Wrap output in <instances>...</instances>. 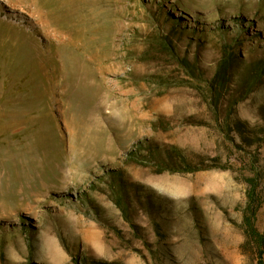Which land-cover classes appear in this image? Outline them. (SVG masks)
Returning <instances> with one entry per match:
<instances>
[{"label":"rangeland","instance_id":"1","mask_svg":"<svg viewBox=\"0 0 264 264\" xmlns=\"http://www.w3.org/2000/svg\"><path fill=\"white\" fill-rule=\"evenodd\" d=\"M264 0H0V264H256Z\"/></svg>","mask_w":264,"mask_h":264},{"label":"trees","instance_id":"2","mask_svg":"<svg viewBox=\"0 0 264 264\" xmlns=\"http://www.w3.org/2000/svg\"><path fill=\"white\" fill-rule=\"evenodd\" d=\"M245 207L242 210L240 227L244 236V247L252 251L256 264H264V235L257 229L255 219L262 201L252 179H248Z\"/></svg>","mask_w":264,"mask_h":264}]
</instances>
